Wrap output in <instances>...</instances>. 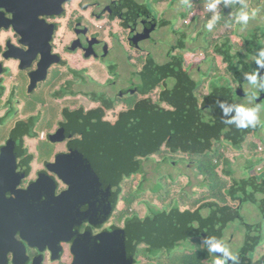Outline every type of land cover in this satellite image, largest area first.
<instances>
[{
	"label": "flooded vegetation",
	"instance_id": "af4514ba",
	"mask_svg": "<svg viewBox=\"0 0 264 264\" xmlns=\"http://www.w3.org/2000/svg\"><path fill=\"white\" fill-rule=\"evenodd\" d=\"M73 1L64 4V12L61 15L54 13L53 4H49L45 12L36 7L31 11L33 16L27 19L21 18L22 22L16 23V28L13 26L3 28L0 33V66L4 68V73L0 75V178L3 179L0 182V209L18 219L0 221V264H78L77 261L85 254L94 260L97 255L104 256L106 237L114 233L117 228H126L127 219L122 222H112V219L120 207L119 200L124 181L135 175L127 169H121V176L124 171L123 180L116 192V186L111 183V180L118 177L120 173L107 174L106 171L111 167H98L99 164L87 155L89 151L85 152L84 159L81 158L78 155V141L72 142L76 136L74 137L67 130L58 134L67 126L66 117L71 110L67 106H59L57 101L61 94L58 89L50 94L53 102L41 103V109L28 117L30 123L27 125H24L22 116L23 101L18 100L16 103L15 100V97L25 90L29 96L28 100L32 102L34 93L49 80L50 72L56 66L62 67L65 64L66 60L57 51L59 46L63 45L65 54L72 51L78 53L82 50L87 52L86 54L82 53L83 57L102 56L103 59L97 61L99 66L108 60L105 54L107 42L103 40L105 47L100 48L96 55L93 54L95 45H92V39L98 36L91 35L90 45L84 44V33L86 30H91L86 25V21L95 25L97 19L108 18L110 13H112L111 19L114 21L124 18L125 25L128 27L126 31L130 34L125 38L119 35L115 47L123 46L129 53V58L137 51H143L145 44L153 42V35L157 31H154L156 29V26H153L156 24L154 19L118 11L116 7L119 2L113 1L105 2L103 6L98 7L96 6L99 3L91 2L84 8L80 19L74 20L72 18V14H74ZM11 9L18 17L25 14V11L14 6ZM0 12L10 20L13 18V15L4 9H0ZM132 17L137 20L129 22ZM51 25L56 26L52 53L59 56L61 62L51 66L46 80L34 84L32 79L35 78L31 76V71L34 68L36 70L40 56L32 64L31 71L23 72L20 70L19 61L12 59L10 55L18 54L21 52L20 50H26L20 44L19 34H25L28 38L29 35H34L36 40H42L46 37L41 34L45 33L46 28ZM59 32H63V36L58 46L57 34ZM106 39L115 41L114 35ZM96 42L98 41L95 40V44ZM7 53L8 56H6ZM113 68L115 66L109 67L106 70L107 74L109 70H115ZM86 69L88 70V68L82 70ZM13 71L16 72V75H12ZM130 78L143 79V83L146 85L145 89L140 90L134 80L128 87H126L128 83L122 87L124 83L106 79L102 82L111 88V92L107 91L108 94L102 92L98 96V98L106 96L119 100H133L128 103V108L120 112V116L122 113L134 110L137 103L146 97L143 96V93L149 84L144 79H150L149 76L143 74V69H136ZM202 79L204 78H195L196 81H201L200 89H204L202 88L204 84ZM119 87L122 88L114 93L113 89ZM129 96L132 97L129 98ZM88 99L92 104L91 109H96L100 105V103L92 101L90 97ZM109 105L114 110V105L110 103ZM120 119V117L108 119L111 125L108 126L107 133L118 125ZM21 124L23 126L20 128ZM30 126L34 127L32 138L28 137ZM41 130H46L47 133H42L37 145L46 143L50 146L37 147V150L41 151L43 155L37 161L30 153L26 141L35 139ZM60 137L65 139L61 140ZM167 149L165 144L161 153L146 159L137 158V161L142 166L151 158L159 157V164L168 163L173 167L174 162L171 161L168 154H165ZM129 173L130 175L127 176ZM250 183L251 181L246 184V191L241 196L242 202L239 207L245 202L247 191L253 195L257 194V190L264 189V186L256 180L250 190ZM257 201L259 204L253 207L257 209L258 213L263 212L264 214V206L258 195ZM208 207L210 210L215 209L209 205ZM259 218L264 219V215L262 217L259 215ZM144 220H148L147 217H144L142 221ZM153 222L155 221L153 220ZM211 229L208 226L204 236H209ZM66 245L69 248V253L64 256L62 253ZM167 258H169V253H167ZM134 260V264H143L136 257ZM164 260L165 258H159L158 264H164ZM103 264L105 263L103 262ZM119 264H127V261Z\"/></svg>",
	"mask_w": 264,
	"mask_h": 264
},
{
	"label": "rangeland",
	"instance_id": "374dc122",
	"mask_svg": "<svg viewBox=\"0 0 264 264\" xmlns=\"http://www.w3.org/2000/svg\"><path fill=\"white\" fill-rule=\"evenodd\" d=\"M113 1L119 2L116 7L118 11L127 12L131 15H144L146 18L156 21V29L154 31H157L153 35V42L145 44L143 51H137L130 58L126 49L123 46L117 45L114 47L111 57L106 62H103L104 66L102 67L97 64V61L99 62L100 59H103L102 56L96 57L91 55L90 57H83L82 53L86 54L87 52L82 50L78 53L74 51L68 54L63 53V45L59 46L63 32H59L57 34V45L59 46L57 51L66 60L65 64L62 67L56 66L50 72L49 80L34 93L32 102L28 100L29 96L25 90L15 97L16 103L18 100L23 101L21 107L23 109L24 125L30 123L28 120L29 116L41 109V103L53 102L50 94L56 89L61 94L57 101L59 106L71 108L70 112L80 108L86 111L90 110L92 104L89 102L88 97H91V95L98 97L102 92L106 94H108L107 91L111 92L109 86L97 83L98 81L96 80L110 79L106 70L111 66H115L116 77L120 78L115 80L120 81L122 84L124 83L122 87L126 86L127 83L126 87H128L130 82L134 80L137 82L140 90L143 91L146 87L143 79H131L130 77L136 69H143L149 57L157 67H165L170 62L168 57L171 55L183 56L186 60L183 66L184 71H187L189 74L191 73L194 78L203 77L202 83L210 81L218 83V90L221 89L220 86L222 84L226 89H229V87L235 86V80L231 79L228 75L227 64L224 62L222 56L218 54V50L226 51L231 48L229 53L234 55L244 50L247 43L246 38L256 35H259L261 42L264 43V10L259 15V21L257 20L252 26L249 32L251 36L244 34L241 38H236L232 32L225 31L219 21H217L211 31H208L204 27L207 23L205 16L194 20L197 16L195 13L194 15L190 14L189 18L186 19V2L189 0H134L141 8L132 4L128 5L123 0H74L72 3V6H74L72 18L74 20L80 19L84 8L91 2L99 3L96 6L98 7L103 6L105 2L111 3ZM111 16L112 13L108 15V18L97 19L95 25L86 21V25L91 30H86L84 33L85 45H90L89 39L92 35L98 36L97 45L100 48L105 47L103 38L111 37L108 31L110 26L114 30H117V35L124 38L130 34L126 31L128 27L125 25L126 20L124 18L114 21L111 19ZM136 20V18L132 17L129 22ZM80 22L82 23L81 20ZM205 35L208 36V41L204 38ZM204 39L205 42H203ZM182 43H184L185 50H177ZM191 50L193 52H190ZM131 64L135 66L133 67ZM85 68H88V70H82ZM97 70L100 71V75L92 77ZM101 73L104 76H101ZM12 75H16V72L13 71ZM22 75L25 76V74ZM220 77L225 79L220 80ZM165 86L166 84H162L161 87L165 88ZM122 87L113 89V92H118ZM71 93H77V95L73 96ZM198 94L200 96V106H203L204 91L201 90ZM151 97L154 101H157L159 93H153ZM109 99L113 100L114 110L119 112L128 108V103L133 101L119 100L118 98ZM207 107H210V105H207ZM259 107L260 121L256 125L257 135H250L244 143L242 150L227 147V144H224V146L217 145L216 150L218 155H214L213 162L207 161L208 164L205 166H202L199 159L207 160L211 156V153L197 157L182 153L176 154L169 149L165 151V154H168L171 161L174 162L173 167L169 166L168 163L159 164V157H153L148 162H145L142 165L143 172H137L135 176L124 181L122 195L119 200L120 207L115 212L112 222H122L133 215L145 217L151 207H174L176 210L181 209L182 211L196 212L201 208L208 207L211 203H218L222 208L228 206L239 208L242 202L241 184L243 182L253 179L264 186V104H260ZM42 133H47V131L41 130L35 139H27L26 141L27 146L30 148V153L37 161L43 156L41 151L37 150V147L44 148L50 146L46 143L37 145V141L41 138ZM244 133L249 135V129H246ZM77 138L80 137H76L75 139ZM257 142L260 147L256 150ZM222 156H225L230 162L226 163L225 159H222ZM250 161H254L256 166H249ZM217 164H219V167L215 169V165ZM201 167L203 171L210 169L211 172L209 174L203 173ZM231 191L238 194L239 198L236 202L232 200ZM134 196H137V200L133 204L128 205L124 201L125 197ZM206 210L208 212L209 209L206 208ZM259 220L257 209L247 204L246 208H243L242 224L238 227L233 226L228 228L223 237L219 236L222 233L221 230L219 233L211 230L209 234H213L217 238L224 240L233 253H235L239 248L249 247L246 228L254 224L252 232L254 238L257 240V252L252 255V260L261 262L264 256V222L262 224L257 223ZM256 224H258L257 227L255 226ZM192 235H198V233L193 232ZM194 252L188 250L186 253L191 254ZM68 253L69 248L66 245L62 255L65 256ZM138 261L143 264L159 263L158 260L150 261L145 257H139Z\"/></svg>",
	"mask_w": 264,
	"mask_h": 264
},
{
	"label": "trees",
	"instance_id": "16d2710c",
	"mask_svg": "<svg viewBox=\"0 0 264 264\" xmlns=\"http://www.w3.org/2000/svg\"><path fill=\"white\" fill-rule=\"evenodd\" d=\"M123 2L141 8L134 0H123ZM207 3L208 0H189L186 2L185 18H189L191 13L193 15L196 13L197 16L194 20L205 16L207 21L211 16V13L206 10ZM234 32H237V29ZM184 49L185 46L182 43L178 50ZM225 59L229 62L227 73L231 79L235 80V86L226 89L222 84L221 89L218 90L219 84L210 81V93L212 92V94L209 93L208 96H204L203 106H200L198 93L201 81H196L191 73L184 71L183 66L186 60L183 56L171 55L170 62L165 67H157L150 60V57L147 58L143 73L146 76L155 74L157 79L155 76L150 78L155 79V81L148 85L143 93V96H146L145 99L140 100L134 110L122 113L120 116V112L112 110L109 105V103H113L112 99L106 96L98 98L91 95L92 101L100 103L96 109L68 112L66 119L68 120L69 132L75 136H80L75 140V142L78 141L79 152L84 155V151H89L87 155L97 162L100 168L117 167L120 170L127 169L135 175L137 172H143V166L140 165L137 158L146 159L154 154H159L165 144L170 151L176 154L182 153L198 157L211 153L207 160L199 159L202 166L208 164L207 161L213 162L214 155H218L216 150L218 144L223 146L227 144V147L242 150L247 134H240L237 138L231 134L228 137L223 135L219 138L224 122L215 102L221 99L236 103L243 98L244 104L251 107L259 105L260 101L254 104V100L257 98L253 97V91H242L241 94L238 92L241 91L240 84L244 82V79L243 76L239 75L237 67L239 65L247 67L244 58L241 57L239 64L235 63L232 58L225 57ZM101 66L103 67L104 63ZM98 75H100L99 70L92 77ZM108 75L110 79L115 80L117 78L115 70H109ZM150 79L144 80L148 82ZM162 79L165 80L162 81ZM219 79L225 78L220 77ZM168 81H173V86ZM162 83L166 84L165 88L161 87ZM235 90L237 91L234 92ZM156 92L159 93V97L157 101H154L151 94ZM71 94L77 95V93ZM249 101L253 103H249ZM118 117L121 118L118 125L111 128L107 133L108 126L111 125L108 119H117ZM213 120L215 121L212 122ZM22 126L23 124L20 125V128ZM28 131V137L32 138L34 127L30 126ZM222 159H225L226 163L230 162L225 156H222ZM249 166L255 167V162L250 161ZM218 167L219 164L215 165V169ZM210 172V169L203 171L206 174ZM249 182L245 181L241 184L242 195L246 191V184ZM254 182L255 180L252 179L249 184L250 190ZM248 194L249 191H247ZM258 194L263 195L264 189L262 191L257 190V194L251 195L250 202L255 205L259 204L257 201ZM230 195L233 201H237L239 198L234 191H231ZM136 200L137 196L124 198L128 205L133 204ZM261 204L264 206V201ZM209 206L215 209L211 211L212 214L208 218H197L193 214L181 213L183 212L181 209L169 211L157 207H151L148 210L145 215L148 220L142 221L144 217L138 215H133L134 218L129 217L125 225L129 244L136 235H140L141 239L151 241V243L142 241L138 244L133 255L137 259L143 256L153 259L154 257L166 258L167 253H169L170 264H210L207 261L209 259L207 248L201 245L206 228L209 226L212 228L211 230H215L217 233L221 230L222 233L219 236L223 237L225 231L230 228L229 225L240 214V209L235 210L232 209V206H228L232 208H228L230 213L224 218L225 212L218 209L221 208L218 203H211ZM174 209L176 210V208ZM192 219H196L197 222L202 221V223L197 227L196 233L198 235L189 236L193 231L191 228ZM263 222L264 219H260L257 223L262 224ZM255 226L257 227L258 224ZM117 231L120 230L117 229ZM209 236L214 235L209 234ZM248 239L249 247H242L238 253L241 259L239 264H254L252 255L257 252V240L250 234H248ZM182 240H186L191 246V250L195 252L177 257L175 255L178 250L177 243ZM257 264H264V256L263 261L257 262Z\"/></svg>",
	"mask_w": 264,
	"mask_h": 264
},
{
	"label": "clouds",
	"instance_id": "9594fccd",
	"mask_svg": "<svg viewBox=\"0 0 264 264\" xmlns=\"http://www.w3.org/2000/svg\"><path fill=\"white\" fill-rule=\"evenodd\" d=\"M206 10L209 13H211L210 18L207 20V23L204 26L206 30L211 31L216 25L217 21H219L221 23V27L225 29V31L227 32L230 31L233 33V35L236 38H241L244 34L250 35L249 32L251 31L252 26L257 22V20L259 21V15L264 10V0H208V3L206 4ZM153 26H156V24H154ZM235 29H237V32H234ZM114 37H115V41H117L116 40L117 37H120V36L116 35ZM204 38L207 39V41L209 40L207 35H205ZM205 39L203 42H205ZM103 40L107 42V40L105 39ZM246 40H247V43L243 51H239L236 54L231 55L229 53L231 48H229L226 51L218 50V52H220L218 54L221 55L224 62H226L227 69H229V62L226 61L225 57L232 58L237 64L240 63L241 57L244 58V61L247 64V67L245 68L244 65H239L237 67L239 75L243 76V79H244V82L240 84L241 91H238V92L239 94H241L242 91H249V92L253 91L254 92L253 97L257 98V99L254 98L255 99L254 104L257 103V101H260L259 103L260 105V104H264L263 102V99H264V43L261 42V37L259 35L251 36L249 38H246ZM175 48L177 49V47ZM190 52H193V50H191ZM168 59L170 60V57H168ZM191 64L193 65V63ZM132 66L134 67V65ZM145 67H144V72H145ZM153 76H155V79L157 78L156 75H153ZM168 82L171 86H173L174 84L173 81H168ZM202 88L204 89H199V92L203 90L204 96H208L210 93V82H205L202 85ZM215 103L221 112L223 122H224L223 129L221 130L219 134V138L223 135L228 137L229 134L234 135V137L237 138L240 134L244 135L245 134L244 131L246 129H249L250 133L249 135L246 136L245 142L247 141L250 135L252 134L257 135L256 125L260 121L259 105L251 106V107L246 106L244 104L243 98L237 101L236 103H231V102H228L227 100H221V99L216 100ZM249 103H253V102L249 101ZM214 121L215 120H213L212 122ZM73 136L75 137V135ZM76 137H80V136H76ZM218 145H221V144H218ZM259 147L260 146L258 145V142H257V147L255 149L257 150ZM78 155H79V148H78ZM84 158H85V151H84ZM258 196L264 197V194L263 195L258 194ZM250 197H251L250 194L249 195L246 194L245 196L246 200L244 203L254 206L255 204L250 202ZM206 208L209 209V207H206ZM228 208H232V207H224V208H218V209L223 210V209H228ZM159 209L177 211L174 209V207L173 208L163 207ZM232 209H235V210L240 209L241 211H243V208L241 207L232 208ZM208 211L211 212L212 210L209 209ZM181 213H188V214H193V215L195 214L194 212H191V211L190 212L183 211ZM130 218H134V217L132 216ZM191 222H192L191 228H193V231L191 232L189 236H191L193 232L196 233L197 227H198L197 225L198 222L196 221V219H192ZM253 226L254 224L249 225L246 228L247 236L248 234H250L251 237L253 236V232H252ZM117 229L122 230L121 228H117ZM201 245L204 248L205 247L207 248L206 251L209 255V259L207 261L210 264H239L238 253L241 248H239L237 252L233 253L229 245L224 240L217 238L216 236H207V235L202 238ZM177 249L178 250L175 253L177 257H183L185 255H190L186 253L188 250H191V246L186 240H182L178 242ZM133 257L135 258V256ZM143 257H145L146 259L150 261L159 260V257H154L153 259H149L146 256H143ZM169 261H170L169 258L166 257L164 260V264H170ZM253 263L257 264V262L255 261H253Z\"/></svg>",
	"mask_w": 264,
	"mask_h": 264
},
{
	"label": "water",
	"instance_id": "95a60500",
	"mask_svg": "<svg viewBox=\"0 0 264 264\" xmlns=\"http://www.w3.org/2000/svg\"><path fill=\"white\" fill-rule=\"evenodd\" d=\"M71 0H0V9L6 10L9 14L13 15V18L10 20L8 19L4 13L0 12V33L3 28H9L10 26H13L14 28L17 27L16 23H20L21 18L27 19L28 17L33 16L31 14L32 9L39 7L42 12H45L48 9L49 4H53L52 8L54 10V13L56 15H61L64 12V4ZM16 7L22 11H25L24 16L18 17L16 16V13L11 9V7ZM56 32V26L51 25L48 28H46L45 33L41 35H45V39L42 40H36L34 38V35L26 36L25 34H19L20 37V44L23 45V47L26 48V50H20L21 52L15 55H10V57L14 60L19 61L20 63V70L25 72L31 71L33 69L32 64L34 61H36L39 56V62L37 64V68L33 69L31 71V76L35 79H32L34 84H37L40 81H44L48 78L49 69L53 65H57L61 62V58L55 54L52 53L53 47L52 43L54 40ZM95 40L98 41L97 37L92 39V45H95V49H93V54H97L98 50H100V47L97 45V42L95 44ZM106 56L107 59H109L110 55H112V52L114 51L111 46L106 45ZM1 50V48H0ZM1 52V51H0ZM110 52V53H109ZM8 56V53L6 54ZM4 73V68L0 66V75ZM44 75V76H43ZM44 78V79H42ZM69 131L68 125L60 131L58 134ZM57 134V135H58ZM234 136V135H233ZM61 140H64L65 138H61ZM79 155L84 158V155L79 152ZM107 174L116 175L117 173H120L118 177H116L114 180H111V183H114L116 186V192L118 191L119 185L122 181L121 176V170L117 167H111L106 171ZM124 171L122 172L123 175ZM3 181V179L0 178V182ZM264 201V197H260V202L262 203ZM247 203H244L241 208H246ZM223 212H225L224 218L227 217V215L230 213L228 209H223ZM242 212L240 210V214L236 216L235 220L230 224V227L233 226H239L242 224L241 218H242ZM212 212H207L206 208H201L198 211L195 212L194 216L199 218H208ZM259 215L262 217L264 214L263 212H260ZM18 220L15 217H12L8 215L6 212L0 209V221H13ZM202 221H199L197 225L201 224ZM142 241H145L147 243H151L148 239H141L140 235H136L134 239L129 241L127 239V232L125 229H122L120 231L115 230L114 233H112L110 236H107L105 239V253L104 256L97 255L94 260H91L86 254L82 256L77 262L78 264H103V262L110 263V264H119L124 261H127V264H134L135 258L133 257L134 252L136 250V247L138 244H140ZM239 257V256H238ZM239 260H241L239 258Z\"/></svg>",
	"mask_w": 264,
	"mask_h": 264
},
{
	"label": "crops",
	"instance_id": "0c3cea01",
	"mask_svg": "<svg viewBox=\"0 0 264 264\" xmlns=\"http://www.w3.org/2000/svg\"><path fill=\"white\" fill-rule=\"evenodd\" d=\"M108 31H109V33H110V35L112 36V35H114V36H116L117 34V30H114L111 26L108 28ZM103 39H105V40H107V44L109 45V46H111L112 48H114L115 47V43H116V41H114V40H112V39H106V38H103ZM101 76H104V74H102L101 73ZM153 77V75H149V78H152ZM98 82H101L100 84H103V82L102 81H104V79H96ZM95 81V80H94ZM154 81H155V79H150L149 81H148V84L150 85V84H153L154 83ZM91 89L93 90V88L91 87Z\"/></svg>",
	"mask_w": 264,
	"mask_h": 264
}]
</instances>
